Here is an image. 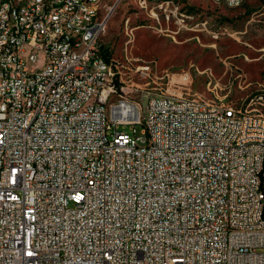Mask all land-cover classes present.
Masks as SVG:
<instances>
[{"label":"built area","instance_id":"1","mask_svg":"<svg viewBox=\"0 0 264 264\" xmlns=\"http://www.w3.org/2000/svg\"><path fill=\"white\" fill-rule=\"evenodd\" d=\"M87 3L0 1V264H264V82L164 88Z\"/></svg>","mask_w":264,"mask_h":264},{"label":"rangeland","instance_id":"2","mask_svg":"<svg viewBox=\"0 0 264 264\" xmlns=\"http://www.w3.org/2000/svg\"><path fill=\"white\" fill-rule=\"evenodd\" d=\"M100 7L109 13L100 38L107 58L150 62L157 76L169 74L164 88L244 98L258 89L254 79L264 82V0L234 7L215 0H102ZM240 78L248 82L237 88ZM136 132L142 135L141 125Z\"/></svg>","mask_w":264,"mask_h":264},{"label":"bare ground","instance_id":"3","mask_svg":"<svg viewBox=\"0 0 264 264\" xmlns=\"http://www.w3.org/2000/svg\"><path fill=\"white\" fill-rule=\"evenodd\" d=\"M0 1H2L3 11H11L13 4H22V0H0ZM215 1H220L228 5L229 7H234L240 5L244 0H237L233 2L231 0H215ZM101 3L102 0H88L87 11H94L96 9V14H100ZM63 13H71V6H63ZM102 34L97 36V44H101L100 38ZM14 111H15V104H7V112H14Z\"/></svg>","mask_w":264,"mask_h":264},{"label":"trees","instance_id":"4","mask_svg":"<svg viewBox=\"0 0 264 264\" xmlns=\"http://www.w3.org/2000/svg\"><path fill=\"white\" fill-rule=\"evenodd\" d=\"M102 53L107 58V52H106V50L104 48H102Z\"/></svg>","mask_w":264,"mask_h":264},{"label":"crops","instance_id":"5","mask_svg":"<svg viewBox=\"0 0 264 264\" xmlns=\"http://www.w3.org/2000/svg\"><path fill=\"white\" fill-rule=\"evenodd\" d=\"M244 1H245V0H244ZM244 1H243V2H244ZM243 2H242V3H243ZM253 81H262V80H257V79H254ZM220 97H221V96H220Z\"/></svg>","mask_w":264,"mask_h":264}]
</instances>
